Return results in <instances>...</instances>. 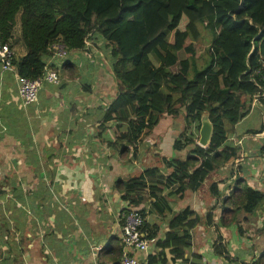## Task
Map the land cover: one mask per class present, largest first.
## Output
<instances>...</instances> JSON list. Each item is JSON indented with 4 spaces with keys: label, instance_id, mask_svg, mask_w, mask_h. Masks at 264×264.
<instances>
[{
    "label": "crops",
    "instance_id": "0c3cea01",
    "mask_svg": "<svg viewBox=\"0 0 264 264\" xmlns=\"http://www.w3.org/2000/svg\"><path fill=\"white\" fill-rule=\"evenodd\" d=\"M10 43L14 60L25 55L19 14ZM111 48L91 32L84 47L66 58L58 61L51 53L46 63L60 82L43 83L27 105L18 94L16 70L0 68V214L8 219L0 224V264H120L124 207L143 210L144 221L159 230L156 239L172 216L187 210L197 221L185 256L196 255L202 264H250L264 252V199L251 213L221 215L219 206L236 179L264 194L263 97L228 128L222 148H234L235 157L215 162L198 189L177 192L178 183L158 181L171 171L167 161L186 153L174 145L185 129L181 115L162 118L127 145L115 140L128 131L126 121L102 124L120 89ZM147 169L157 172L144 179L143 200L131 205L122 198L123 183ZM156 196L166 203L152 207ZM157 251L155 245L146 257L136 255L148 264ZM166 257V264H176L171 254Z\"/></svg>",
    "mask_w": 264,
    "mask_h": 264
},
{
    "label": "trees",
    "instance_id": "16d2710c",
    "mask_svg": "<svg viewBox=\"0 0 264 264\" xmlns=\"http://www.w3.org/2000/svg\"><path fill=\"white\" fill-rule=\"evenodd\" d=\"M18 14L26 49L24 56L12 61L19 77L40 75L54 43L64 44L68 51L80 49L91 32H98L111 44L113 73L120 89L105 108L102 124L126 121L129 127L115 140L136 143L162 118L182 115L185 131L174 145L186 153L167 161L171 171L158 184L178 183L177 192L196 190L215 162L235 157L234 148L222 145L228 128L248 112L258 91L256 71L264 62V0H0V42L10 48ZM201 27L211 39L207 57L198 66L195 42L201 37ZM181 52L186 56L180 57ZM0 68L5 71L1 64ZM262 102L264 111V97ZM204 114L212 124V134L206 147H201L196 140ZM156 172L147 169L125 181L122 198L139 204L144 179ZM150 189L154 195V185ZM263 199L261 191L236 179L221 200V215L239 210L251 213ZM155 200V208L166 203L163 197ZM139 212L145 217L143 210ZM189 214L185 210L169 219L148 264H166V253L176 264H202L196 255L185 256L190 248L189 230L197 221L189 219ZM6 220L0 214V224ZM141 229L147 238L159 236L158 228L145 221ZM250 264H264V252Z\"/></svg>",
    "mask_w": 264,
    "mask_h": 264
},
{
    "label": "built area",
    "instance_id": "2783aa9c",
    "mask_svg": "<svg viewBox=\"0 0 264 264\" xmlns=\"http://www.w3.org/2000/svg\"><path fill=\"white\" fill-rule=\"evenodd\" d=\"M50 49L53 57L58 61L66 58L68 54V49L62 43H54ZM13 58L14 51L9 44L0 42V64L3 70H14ZM256 74L259 76V80H255L258 91L252 96L253 102H256L258 97H264V62L261 63V68L256 71ZM45 82L55 84L60 82L58 72L48 63H46L43 72L35 78L18 77V94L24 105L37 100L38 91ZM260 158L264 162V144L260 150ZM119 215L122 247L120 264H146L145 259H140L136 254L142 253L145 257L150 254L155 248L157 237H146L145 232L141 229L144 217L138 209L124 207Z\"/></svg>",
    "mask_w": 264,
    "mask_h": 264
},
{
    "label": "rangeland",
    "instance_id": "374dc122",
    "mask_svg": "<svg viewBox=\"0 0 264 264\" xmlns=\"http://www.w3.org/2000/svg\"><path fill=\"white\" fill-rule=\"evenodd\" d=\"M210 39H211L210 33L207 30H205L203 27H201V37L198 41L195 42V49H196L195 59L197 61L198 66L203 65L204 60L207 57L206 49L210 45ZM185 56L186 54L184 52L180 53V57H185ZM152 60L154 63L156 62L154 56H152ZM172 69L176 70V67H172ZM184 131L185 129L183 130V132Z\"/></svg>",
    "mask_w": 264,
    "mask_h": 264
},
{
    "label": "water",
    "instance_id": "95a60500",
    "mask_svg": "<svg viewBox=\"0 0 264 264\" xmlns=\"http://www.w3.org/2000/svg\"><path fill=\"white\" fill-rule=\"evenodd\" d=\"M212 134V124L209 121L206 114L201 118V125L198 131V144L202 147H205L210 140Z\"/></svg>",
    "mask_w": 264,
    "mask_h": 264
}]
</instances>
